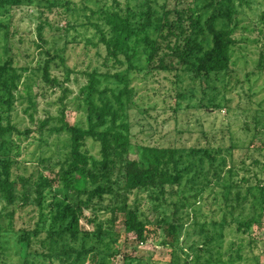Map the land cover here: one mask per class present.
Returning a JSON list of instances; mask_svg holds the SVG:
<instances>
[{"label": "trees", "instance_id": "16d2710c", "mask_svg": "<svg viewBox=\"0 0 264 264\" xmlns=\"http://www.w3.org/2000/svg\"><path fill=\"white\" fill-rule=\"evenodd\" d=\"M190 1L195 4L172 8L162 4L161 10H156L149 0H143V9L139 12L131 11L128 3L123 7L119 0L109 4L102 2L99 9L107 27L106 32L98 27L105 49L102 66L84 71L85 81L79 86L76 97L78 106L85 111V125L67 120L64 100L71 90L63 87L62 81H69L71 70L65 67L63 80L52 76L50 63L55 57L62 60V56L57 52L51 56L46 51L50 58L39 63L42 71L39 80L44 85L42 95H46L48 89H59L60 95L55 100L59 114L39 121L37 131L68 134L69 149L57 169L50 168L46 174L40 168L25 175L20 142L15 138L21 139L36 129H21L10 119L6 123L0 120V195L5 201L3 210L10 207L0 212V235L3 231L16 235L23 251L19 264H30L31 259L41 255L49 259L53 254L63 264H80L89 254L90 264H112L114 253L109 250L112 235L118 236L115 225L119 210L123 212L124 233L140 243H146L154 235L158 240L159 233H165L161 245L171 248L169 260H152L148 264L180 262L174 247L186 223L185 214L189 215L186 208L192 209L196 223L212 222L222 229L231 225V219L244 225L246 231L264 224V154L263 159L252 161L260 169L259 174L254 173L255 182H250V177L238 176L235 169L238 146L234 144L225 149L208 146L190 149L191 154L199 155V161L207 166L202 182L196 178L197 167L191 168L190 160L183 161V154L175 146H138L137 157H129V109L134 106L137 93L131 85L133 72L175 74L185 70L205 76L225 71L234 63L233 28L217 26L219 19L231 21L232 10L224 11L223 0ZM200 1L203 4L199 6L196 2ZM27 2L30 0H0V8L8 10ZM43 24L40 22L37 26L40 39ZM13 61L9 54L0 63V106L7 110L13 109L15 91L20 90L21 85V73ZM258 62L260 71L264 72V53ZM21 90L28 102L25 111H36L39 91L33 93L28 83H24ZM33 114L29 113L31 120ZM258 150L264 151V145ZM226 155L230 157L229 162ZM37 163L48 167L50 158L39 155ZM247 169L244 170L249 172ZM141 191L147 192L151 200L152 207L146 210H141L138 198L132 204L128 202L130 195ZM58 194H62V198H58ZM167 194H170L169 199ZM160 207L172 212H160L161 216L153 223L147 213ZM203 209L208 212L203 213ZM17 210L24 213L19 227L14 226V222L18 224L14 219ZM86 210L94 216L101 211L109 212L107 225L97 222L93 233L85 231L81 220L93 222L85 215ZM5 218L6 223L2 224ZM127 258L122 264H146L141 259L125 256ZM4 261V255L0 254V264ZM183 263L188 264L184 259Z\"/></svg>", "mask_w": 264, "mask_h": 264}, {"label": "rangeland", "instance_id": "374dc122", "mask_svg": "<svg viewBox=\"0 0 264 264\" xmlns=\"http://www.w3.org/2000/svg\"><path fill=\"white\" fill-rule=\"evenodd\" d=\"M103 1L109 4L112 0H30L8 10L0 8V63L12 54L13 65L21 73L20 90L15 91L13 109L7 110L5 106H0V120L6 123L10 119L21 129H36L28 136L15 138L16 142H20V158L22 166L26 167L25 171L23 168L21 171L25 175L33 174L40 168L49 174L50 168L59 167L58 162L64 160L69 149L68 134L49 133L44 129L42 132L37 131L39 121L48 115L59 114V105L55 101L60 95L59 89H48L46 95H42L44 85L39 80L42 73L39 63L55 52L62 56V60L55 57L51 61V75L63 80L65 67L71 70L69 81H62L63 87L67 86L71 90L67 100H64L66 118L71 123L85 125V111L78 106L76 97L79 86L85 81L84 71L102 66L105 49L100 41L98 27L107 31L99 9ZM119 1L123 7L128 3L131 11L143 9V0ZM223 1L224 11L232 10L231 21L219 19L217 26L233 28L236 40L234 63L225 71L205 76H196L185 70L175 74L147 73L145 70L133 72L131 85L137 93L135 104L129 109V157H137L138 146H175L183 154V161L190 160V167H197L199 175L196 178L202 182L207 166L199 161V155L193 156L190 149L206 146L225 149L234 144L238 146L235 150L238 176L250 177V182H255L254 173L260 169L252 161L254 158L263 159L264 154V151L258 150L260 145H264V72L260 71L261 65H257L260 55L264 53V0ZM149 2L156 10H161L162 4L169 8L195 4L190 0ZM196 3L199 6L203 4L202 1ZM40 22L44 23L42 39L37 30ZM23 66L27 69H22ZM24 83L31 86L33 93L39 91L36 111H25L28 102L25 92L21 90ZM108 84L115 86L113 82ZM30 112H34L33 120L30 119ZM39 155L50 158L48 167L37 163ZM226 160L230 161L229 155H226ZM245 168H249V172ZM57 196L62 198V194ZM147 196V192L141 191L137 195H130L128 202L132 204L138 198L142 203L141 210H146L148 206L152 207ZM167 196L169 199L170 194ZM114 199L118 202L116 197ZM4 205L5 201L0 195L1 213L10 209L3 210ZM191 210L185 209L189 215L185 214L186 223L178 233V243L174 247L181 258L178 264H184L183 259L188 264H264V224L246 231L244 225L231 219V225L222 229L219 224L212 222L205 225L196 223ZM205 211L208 212L202 210L203 213ZM160 212L171 214L172 211L160 207L147 215L155 223L161 216ZM23 215V211L17 210L14 219L18 224L14 222L15 227L23 224L20 223ZM85 215L93 220H81L83 229L90 233L96 230L97 222L107 225L106 220L110 216L107 211L94 216L89 210L85 211ZM122 218L123 212L119 210L115 225L118 236L112 235L109 250L114 253L112 264H122L128 260L125 256L141 259L146 264L152 260H169L171 248L161 245L165 237L163 231L159 233L161 237L158 240H155L157 235H154L146 243H140L124 233ZM5 223L6 218L2 224ZM76 247L80 248L79 245ZM0 254L5 257L3 264L20 263L23 251H20L16 235L11 231H3L0 235ZM54 255L49 259L43 255L34 257L30 264H63ZM90 258L89 254L80 264H90Z\"/></svg>", "mask_w": 264, "mask_h": 264}]
</instances>
